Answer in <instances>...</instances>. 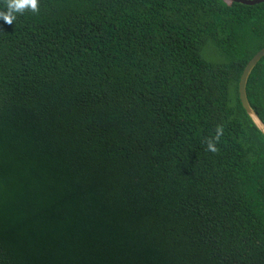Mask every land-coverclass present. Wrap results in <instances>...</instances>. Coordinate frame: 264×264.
<instances>
[{"label":"trees","instance_id":"trees-1","mask_svg":"<svg viewBox=\"0 0 264 264\" xmlns=\"http://www.w3.org/2000/svg\"><path fill=\"white\" fill-rule=\"evenodd\" d=\"M262 47L264 1L0 19V264H264V131L238 89ZM246 95L264 123V55Z\"/></svg>","mask_w":264,"mask_h":264},{"label":"clouds","instance_id":"clouds-1","mask_svg":"<svg viewBox=\"0 0 264 264\" xmlns=\"http://www.w3.org/2000/svg\"><path fill=\"white\" fill-rule=\"evenodd\" d=\"M3 10H0V19L11 25L16 20L17 15H22L25 12L38 13L39 0H3ZM224 134L222 125H217L215 133L211 138L206 137L204 140L206 149L212 153L218 151L217 143Z\"/></svg>","mask_w":264,"mask_h":264},{"label":"water","instance_id":"water-1","mask_svg":"<svg viewBox=\"0 0 264 264\" xmlns=\"http://www.w3.org/2000/svg\"><path fill=\"white\" fill-rule=\"evenodd\" d=\"M233 1H237V2H241L244 4H255V3H259L262 2L264 0H233ZM264 55V47H262L259 51H257L247 62V64L245 65L240 79H239V84H238V89H239V96L241 99V103L244 106V108L246 109L247 113L252 117V119L254 120V122L256 123V125L261 128L264 131V123L262 122V120L259 118V116L255 113V111L253 110V108L251 107L247 95H246V81L248 78V75L251 71V69L253 68V66L256 64V62Z\"/></svg>","mask_w":264,"mask_h":264}]
</instances>
